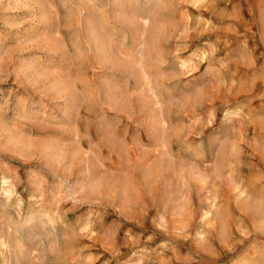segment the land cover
I'll return each instance as SVG.
<instances>
[{"label": "rangeland", "instance_id": "374dc122", "mask_svg": "<svg viewBox=\"0 0 264 264\" xmlns=\"http://www.w3.org/2000/svg\"><path fill=\"white\" fill-rule=\"evenodd\" d=\"M155 1L0 0V264H264V0Z\"/></svg>", "mask_w": 264, "mask_h": 264}, {"label": "bare ground", "instance_id": "6f19581e", "mask_svg": "<svg viewBox=\"0 0 264 264\" xmlns=\"http://www.w3.org/2000/svg\"><path fill=\"white\" fill-rule=\"evenodd\" d=\"M155 1V0H154ZM157 1V0H156ZM155 1V2H156ZM158 1H160V0H158ZM153 2V1H152ZM146 17H148V16H146ZM145 18V17H144ZM144 21H142L143 23V25L145 26V25H147V19H143ZM92 31V30H91ZM102 53H103V51H102ZM58 156H59V154H58ZM57 159V158H56Z\"/></svg>", "mask_w": 264, "mask_h": 264}]
</instances>
